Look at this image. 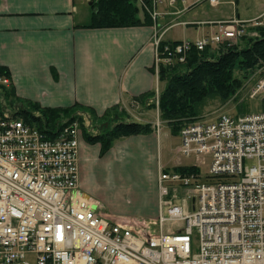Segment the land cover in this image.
I'll return each instance as SVG.
<instances>
[{"label":"built area","instance_id":"1","mask_svg":"<svg viewBox=\"0 0 264 264\" xmlns=\"http://www.w3.org/2000/svg\"><path fill=\"white\" fill-rule=\"evenodd\" d=\"M132 1L155 29L159 70L184 64L192 49L234 45L264 29V13L251 20L176 23L170 26L194 25L203 35L172 44L165 40L170 26L162 22L168 15L204 2L218 8L220 1ZM11 86L0 74V92ZM257 97L264 99V79L252 91ZM14 113L0 107V264H264V111L221 115L181 130L178 154L208 160L209 181L195 172L162 171L156 234L148 226L114 222L81 189L78 121H65L49 139Z\"/></svg>","mask_w":264,"mask_h":264},{"label":"crops","instance_id":"2","mask_svg":"<svg viewBox=\"0 0 264 264\" xmlns=\"http://www.w3.org/2000/svg\"><path fill=\"white\" fill-rule=\"evenodd\" d=\"M87 6L93 5L85 0H0V69L9 74L16 98L44 108L83 106L102 118L116 110L131 114L129 106H140L134 122L149 124L153 131L115 144L123 154L122 161L111 158L115 164L98 160L101 144H90L81 128L79 184L87 193L92 191L87 177L95 174L108 180L113 176L128 188L127 212L155 221L160 211L161 172H171L165 169L169 164L177 167L172 160L165 163L168 152L163 159L169 135L155 129L161 119L159 95L165 89L152 44L155 29L151 22L131 28H88L92 9L88 12ZM84 118L90 123L88 116ZM101 164L103 169L96 172L95 166ZM111 211L113 215L102 212L114 222L125 215L119 208Z\"/></svg>","mask_w":264,"mask_h":264},{"label":"trees","instance_id":"3","mask_svg":"<svg viewBox=\"0 0 264 264\" xmlns=\"http://www.w3.org/2000/svg\"><path fill=\"white\" fill-rule=\"evenodd\" d=\"M90 8L92 17L88 28H131L150 24L149 18L146 17L144 21L140 19V11L132 0H98ZM241 42L242 47L224 44L204 51L192 49L184 64L160 67L159 79L165 84L159 98L160 115L176 134L202 117L201 112L207 100L220 98L225 101L240 89L243 80L236 76L237 73L246 76L264 69V29H259V37H245ZM0 74L9 75L3 69H0ZM4 105L15 110L14 118L22 119L49 139L58 135L65 121H78L87 141L101 144L104 150H108L117 139L146 135L153 131L149 124L119 122L93 136L86 130L84 115L90 113L83 106L44 108L37 103L16 98L11 88L0 92V107ZM90 115L96 118L93 113ZM109 115L107 113L105 117ZM171 172L200 174L201 171L183 167Z\"/></svg>","mask_w":264,"mask_h":264},{"label":"rangeland","instance_id":"4","mask_svg":"<svg viewBox=\"0 0 264 264\" xmlns=\"http://www.w3.org/2000/svg\"><path fill=\"white\" fill-rule=\"evenodd\" d=\"M219 1L221 4L219 5L218 8L211 7L208 2H204L199 6H197L195 9L183 15H176V14L168 15L166 22H164L163 25L167 24V26H170L176 23H184V22L189 23V22H200V21L208 22V21H217V20H228L236 16H240V18L243 20H249V19L251 20L258 18L260 15L264 13V0H219ZM81 10L83 11L82 8ZM86 10L88 12H91V9L88 6L86 7ZM174 11L176 13L178 12L176 10ZM169 12H171L172 14V11ZM141 15L142 14H140V18L142 17L144 18V16ZM202 32H203L202 29H198L194 25H190L188 27L170 26L168 28L165 37L175 41L196 42L203 35ZM234 45H238L242 47V42L239 41L237 44ZM236 76L243 80L242 87L238 89L233 95L230 96V98H228L225 101L221 100L220 98L207 100L201 112L202 117L195 122H210L217 119L221 115L238 117L242 115H248V114L259 113L264 111V99L261 97H257L254 99L251 98L252 91L255 89L257 84H259L260 81L264 79V69L251 72L246 76H244L242 73H237ZM128 109L133 116L127 112L122 113L124 111H119V110H116L117 112L112 111L113 113H111L109 116L107 117L103 116L102 118H97V117L95 118L93 116L88 115L90 123L89 122L87 123L86 120L84 121V124L88 126V129L86 130H89L88 132H90V134L94 136L97 133L93 134L91 133L90 130L93 131L96 130L98 131V133H102L103 130L112 128L115 124L119 122H130L132 120H133L132 122H134L135 117L139 116L140 114L139 110L142 108L140 106L139 107L129 106ZM151 119L155 120L154 116H152ZM81 128L83 131L82 126ZM155 129L161 134H167L170 137L169 141L166 142L165 144L166 151L163 154V159H164L165 155L168 152L167 160H165V163L168 165L170 160H172V162L174 163L175 162L177 163L176 165L177 167H171L169 164L167 167H165L166 170L173 171L177 168H183V167L185 168L192 167L196 169L200 168L201 172L199 175L201 177V180L203 182L209 181L208 180L209 163H206L203 159H196L195 157L191 159H186L185 157L179 155L177 150L181 144V138L178 137L179 133L176 134L172 126L167 121L165 120L163 121L162 119H160V122H157L155 124ZM122 139L125 138L115 140L112 146L108 150H104L102 145H99L100 149L99 152L97 153L98 160L100 159L101 160L100 162H106V163L113 162L115 164V160H111V158H114L116 156L120 161H122L123 154L117 151V148H115V144H117ZM183 158H185V160ZM92 162L95 161L93 160ZM132 163L134 164V162ZM102 164L100 167L95 166L96 172L97 171L101 172V170L103 169ZM253 164L254 162H246L247 166H252ZM87 178L89 179L88 182L89 188L92 190L91 192L88 191L89 193L88 192L87 193L102 203L103 212L113 215V212L111 210L119 208V210L125 215L121 214L118 217V219L116 218L118 222L126 223L131 226H136V225L148 226L149 232L151 234H156L159 232V227L154 224V219L153 220L142 219L135 216V214H129V212H127V209L130 204L129 198L131 200V197L129 195L128 188H126V184L124 182L121 183L120 181H116L115 177L113 176L108 178V180H105L104 178H101L95 174ZM183 197H184L183 193L180 192L179 197L177 198V200L174 201V203L178 206H181L183 203ZM174 227L176 226L172 224L166 225L167 229Z\"/></svg>","mask_w":264,"mask_h":264},{"label":"water","instance_id":"5","mask_svg":"<svg viewBox=\"0 0 264 264\" xmlns=\"http://www.w3.org/2000/svg\"><path fill=\"white\" fill-rule=\"evenodd\" d=\"M93 4L92 3H90V6H92Z\"/></svg>","mask_w":264,"mask_h":264}]
</instances>
